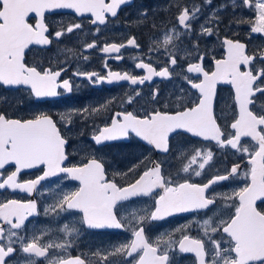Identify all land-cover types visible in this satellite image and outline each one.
<instances>
[{"label": "snow or ice", "instance_id": "snow-or-ice-1", "mask_svg": "<svg viewBox=\"0 0 264 264\" xmlns=\"http://www.w3.org/2000/svg\"><path fill=\"white\" fill-rule=\"evenodd\" d=\"M134 2L0 0V87L24 89L37 99L73 91L72 79L63 78L69 68L59 61V53L75 56L76 52L60 48L54 56L46 54L52 45L63 43L62 38L82 32L84 25L50 23L49 16L58 15L59 10H70L94 26V38L84 44L85 52L115 53L112 58L119 61L124 58L121 50L131 47L139 52L133 57L134 67L145 73L109 70L102 76L77 69L72 76L93 86L122 81L144 85L154 77L175 82L168 98L161 99L156 87L138 109L115 111L101 125L93 119L91 135L81 149L84 158L72 166L66 164L74 143L66 135L72 124L63 115L59 121L44 112L31 118L13 117L6 107H0V192L19 191L32 197L0 199V264H86L79 255H67L68 249L84 230L102 229L129 231L131 239L98 247L92 253L96 264H183L187 254L192 256V264H264V0H225L219 5L214 0L140 4L135 23L151 33L146 45L130 35L120 43L105 42L100 47L101 26L107 28L118 21L121 10ZM228 9L233 14L225 27L246 25L244 38L239 31L221 36L222 13ZM238 9L242 14H237ZM213 39L222 49L219 58L208 47ZM254 39L261 42L253 44ZM157 61L159 70L154 66ZM219 85L229 87L227 101L218 99ZM142 96L137 88L125 102L132 106ZM220 102L226 106L220 108ZM108 103L86 106L74 115L83 119L98 116L107 111ZM8 104L7 97H0V105ZM185 134L197 138L194 145L199 147L188 149L179 144L173 153L172 141ZM131 138L166 158L151 160L140 172L139 164H134L110 177L112 165L104 158L103 148ZM230 152L246 163L234 162L222 171L216 168L214 160ZM170 155L181 160L175 177L165 167H171ZM30 169L41 174L21 180V173ZM133 173L137 178L131 182L121 184L116 179ZM202 176L204 181L193 179ZM53 177L78 186L61 189L53 203L41 208L36 194L41 192L42 182ZM225 182L242 186L231 192L217 191L226 187ZM146 197L153 198L150 208L123 214ZM179 213H195L196 218L178 229L182 233L178 239L174 232L161 233L154 240L148 235L154 222ZM41 214L65 216L66 222L57 229L59 237L45 240L52 232L48 228L28 235L29 225ZM193 225L198 231L195 237L188 234Z\"/></svg>", "mask_w": 264, "mask_h": 264}, {"label": "flooded vegetation", "instance_id": "flooded-vegetation-1", "mask_svg": "<svg viewBox=\"0 0 264 264\" xmlns=\"http://www.w3.org/2000/svg\"><path fill=\"white\" fill-rule=\"evenodd\" d=\"M149 1L150 0H135L133 6L124 7L121 10L118 21L110 23L107 28L101 26V33L99 34L98 39L100 47H102L105 42L120 43L130 35L137 36L138 41L142 45H146L149 37L148 31L142 27H138L135 21L138 6L140 4L148 6ZM152 1L153 0H151V2ZM162 2L163 0L158 3ZM48 19L50 23L59 21H62L64 24L79 22L84 25L82 32H77L75 35L62 38L63 43L52 45L51 51L46 54V56H54L58 53V49L60 48L73 49L76 52L75 56L67 51L59 53V61L69 68L68 72L63 75V78L72 79L73 91L71 93H63L59 97L37 99L32 97L24 89L17 91L15 89L9 90L0 87V97H8L9 94L11 95L8 98L9 104L0 105V107H6L9 115L13 117L31 118L33 115L44 112L52 115L54 119L59 121L60 116L63 115L65 117V122H70L72 124L71 130L66 133V135L70 136L71 140L74 142L72 147L68 149L70 155L69 160L66 162L68 166H72L80 163L84 158L85 153L79 148V141H87L88 137L91 135V122L93 119L97 125H101L102 122L107 121L108 117L115 111H123L125 109L128 111H134L138 109L140 104L144 103L149 98V93L156 87L160 90L161 99L168 98L173 91V85L175 82L156 80L152 83L146 82L144 85L133 86L129 82L122 81L112 84L100 83L93 86L84 78L74 77L72 76V73L77 69L81 71L96 72L102 76H106L109 70L119 71L121 73L127 71L133 75H144L145 73L143 70L134 67L136 61L133 57L137 56L139 52L131 47L121 50L124 58L119 61L112 58L117 55L115 53L105 54L99 51V49L88 50L85 52L84 44L91 42L94 38L92 35L94 26L91 25L87 19L76 17L70 10H59L58 15L49 16ZM84 55L89 57L88 60H83L82 57ZM32 58L33 57L30 55L29 59L31 60ZM145 59H147V57H145ZM152 59L155 61V55H153ZM159 63L160 62L157 61L154 63V66L158 67ZM106 64L107 67L105 66ZM45 66H47L46 63ZM137 88L141 90L143 96L142 98H137L139 103H134L132 106H129L125 101L128 96L134 95V90ZM221 89H219V93ZM21 100L23 101L22 104L20 103ZM105 102H110L108 103V109L107 111H102L98 116L83 119L82 117L74 115L75 111L78 109H82L86 106L89 108L95 107ZM81 131L84 133L83 136L80 135ZM196 139L197 138H192L187 134L176 137L175 140L172 141L174 146L172 149L173 153L176 152L175 146L179 144H185L186 148L191 149ZM194 146L199 147V144H195ZM102 154L106 161L112 165L109 169L110 177L117 171L126 172L127 169L134 164H139L137 172H140L144 168L150 166L151 160H162L166 158L165 154L150 151L149 147L138 141L137 138L110 142L103 148ZM189 155H191V152H189ZM217 156H219V153H217ZM167 159L171 167L168 165H165V167L175 177L176 170L180 167L181 160L174 159L171 155L168 156ZM234 162H241L242 164L246 163L245 161H237V157L231 152L227 155V158L219 156V159L214 160L216 168H219L221 171L225 165L230 167ZM11 170L12 169H9V171ZM40 174L41 173L38 169L24 170L20 175V179H34ZM135 178H137L135 173L130 174L129 176L116 177L121 184L131 182ZM193 179L196 182L205 180L203 176L193 177ZM225 183L228 184L230 182ZM42 184L43 188L41 189V192L36 194L41 208L53 203L55 194L61 189L69 191L78 186L77 182L65 181L62 179L58 180L56 177L49 178V180L42 182ZM232 186L237 188L242 186V183H232ZM223 190L225 189H217V191ZM41 193H43V195H41ZM13 198L26 200L31 199L32 197L19 191L11 192L5 190L0 192V199ZM152 203L153 198L151 197L141 198L133 206L123 210V214L127 216L129 213L136 211L139 204V209L150 208ZM194 218H196L195 213H185L181 216H176L165 221L154 222L151 226L152 231L149 232L148 235L154 240L161 233L174 232L175 238L178 239L182 234L178 229L191 223ZM65 222L64 215L55 217L52 215L44 216L41 214L38 218H35L32 224L29 225L28 235H31L33 230H36L37 234H39V230L48 228L52 229V232L50 233V236H45L44 239L47 240L50 237L56 239L61 235L57 229ZM77 226L79 227V225ZM188 234L193 237L198 235L195 225L189 229ZM130 239L131 233L123 229L84 230L82 235L74 243L73 247L68 249L67 255L73 257L79 255L86 260V264H96V258L93 257L92 253H94L98 247L108 248L112 245L124 243ZM187 255L188 259L183 261V264H192L191 254ZM17 259L19 260L20 258L17 257Z\"/></svg>", "mask_w": 264, "mask_h": 264}, {"label": "rangeland", "instance_id": "rangeland-1", "mask_svg": "<svg viewBox=\"0 0 264 264\" xmlns=\"http://www.w3.org/2000/svg\"><path fill=\"white\" fill-rule=\"evenodd\" d=\"M159 1H161V0H153L152 2H151V0L149 1V5H155V4H160V3H158ZM215 2H217V3H219V4H221V3H223V1H225V0H214ZM193 2H195V3H201V0H193ZM214 5H217V4H214ZM228 10H230V9H228ZM246 13V12H245ZM222 15H223V17H224V23L221 25V29H222V31H221V34H223V30H225V25H227V12H226V16H224V13H222ZM174 22V21H173ZM227 28V27H226ZM150 35V33L148 32V36ZM243 37H245V35H243ZM255 41H257V42H261V41H259V40H255ZM218 44H219V42L218 41H216L215 39H213V40H211V41H209L208 42V47L211 49V51H212V53L215 55V52H217V51H219V47H218ZM208 66L210 67L211 66V64L209 63L208 64ZM9 96H11L10 94L8 95V97L7 98H9ZM85 141V140H84ZM79 148H81V149H83L84 148V143L82 142V141H79ZM85 153V152H84ZM121 177V176H120ZM233 188H236L235 186H231V187H229V188H227V189H225L226 191H228V192H231L232 191V189ZM225 190H223V191H225ZM139 207H140V204L137 206V209H139ZM136 209V210H137Z\"/></svg>", "mask_w": 264, "mask_h": 264}, {"label": "trees", "instance_id": "trees-1", "mask_svg": "<svg viewBox=\"0 0 264 264\" xmlns=\"http://www.w3.org/2000/svg\"><path fill=\"white\" fill-rule=\"evenodd\" d=\"M239 33H241V30H239Z\"/></svg>", "mask_w": 264, "mask_h": 264}]
</instances>
